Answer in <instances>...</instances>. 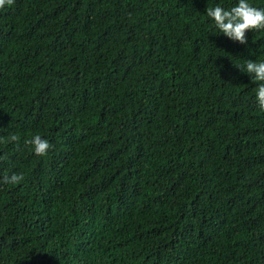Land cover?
<instances>
[{"label":"trees","instance_id":"16d2710c","mask_svg":"<svg viewBox=\"0 0 264 264\" xmlns=\"http://www.w3.org/2000/svg\"><path fill=\"white\" fill-rule=\"evenodd\" d=\"M264 8V0H248ZM238 0L0 9V264H264V111ZM54 148L37 156L24 140Z\"/></svg>","mask_w":264,"mask_h":264},{"label":"clouds","instance_id":"9594fccd","mask_svg":"<svg viewBox=\"0 0 264 264\" xmlns=\"http://www.w3.org/2000/svg\"><path fill=\"white\" fill-rule=\"evenodd\" d=\"M14 2L15 0H0V9H3L5 5L11 6ZM206 12L221 33L243 45L248 43L247 32L264 30V8L253 6L248 0H238V3L230 9H225L220 5L208 7ZM239 68L253 76V82L258 84L255 89L256 101L259 108L264 111V60H247ZM9 140L19 145L20 136L12 134L7 140L0 138V142H8ZM24 144L32 146L37 156H45L54 148V145H51L48 140L40 135H34L31 139L24 140ZM4 159L6 157L0 156V160ZM23 180V174H5L0 183L16 185Z\"/></svg>","mask_w":264,"mask_h":264}]
</instances>
